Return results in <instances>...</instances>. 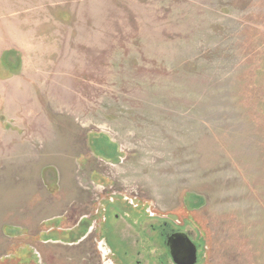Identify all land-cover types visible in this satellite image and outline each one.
I'll list each match as a JSON object with an SVG mask.
<instances>
[{"label": "rangeland", "instance_id": "374dc122", "mask_svg": "<svg viewBox=\"0 0 264 264\" xmlns=\"http://www.w3.org/2000/svg\"><path fill=\"white\" fill-rule=\"evenodd\" d=\"M145 211L264 264V0H0V264H146Z\"/></svg>", "mask_w": 264, "mask_h": 264}, {"label": "flooded vegetation", "instance_id": "af4514ba", "mask_svg": "<svg viewBox=\"0 0 264 264\" xmlns=\"http://www.w3.org/2000/svg\"><path fill=\"white\" fill-rule=\"evenodd\" d=\"M113 200L115 201L114 197L111 198L110 201H113ZM110 201H108V202H110ZM129 205H131L135 208H139V206H140L139 204H136L134 200H131ZM99 213H100V215L96 216V223H97L96 233L98 234V236L100 235V237H102L101 240H104L103 233L100 231L102 228L101 227L102 224L106 221H105V217H103L101 215V205L99 206L97 214H99ZM125 216L129 217V214H125ZM148 217H152V220H155L158 223L157 226L150 224L151 225L150 227L152 229L151 232L153 234L152 238L151 237L149 238L148 236L145 237V234H144V228L143 227H145L146 225H149L148 222H146L148 219H150ZM153 217L154 216L152 213H150L149 211H145L144 221L141 223L142 227L140 226L141 227V233H138L137 230L134 228L133 229H134L135 233H131L134 235V238H137L138 242L136 241V247L139 250V253H138L139 255H143V253L145 255L148 254V251L151 249V246H152L151 243L153 242L151 240H154V242L157 241L159 243L158 245L160 246L161 250L163 249V253H161V254H158V252H157L156 254H154L152 256H147L146 260H145L146 264H168L167 262H169V261H170V264H176L175 261L173 260L172 256H171V247L169 245V240L174 235H177V234L187 235L190 238V240L192 241V243H194L196 245V247L198 249V259H197L196 264H201V255H200L201 252L200 251L202 249L201 248L202 245L199 243L198 239L196 240V238H195V236H197V234H196L197 231L194 228L189 227L190 229H187L188 227H186V226L181 227L179 225H176L175 224L176 221H173L175 223H172V221L166 220L165 218L157 219V218H153ZM114 218L117 221L121 217L118 215ZM121 220H123V219H121ZM85 221L88 223H91L90 218H89V220H88V218H86ZM116 221L113 224L114 225V231L118 232V234L122 237L121 232H123V231L120 230L119 224ZM123 221H125V220H123ZM136 223L139 225L138 221H136ZM142 237H143L144 241L142 240ZM121 239L124 240L123 238H121ZM104 241H105V244L107 245V241L106 240H104ZM107 247H108V245H107ZM144 251H147V252H144ZM110 253H111V256L113 257V251L110 250ZM126 255H128V254H126ZM166 259H168L169 261H166ZM138 263H141V262H138Z\"/></svg>", "mask_w": 264, "mask_h": 264}, {"label": "water", "instance_id": "95a60500", "mask_svg": "<svg viewBox=\"0 0 264 264\" xmlns=\"http://www.w3.org/2000/svg\"><path fill=\"white\" fill-rule=\"evenodd\" d=\"M171 256L176 264H196L198 249L185 234L174 235L169 240Z\"/></svg>", "mask_w": 264, "mask_h": 264}]
</instances>
